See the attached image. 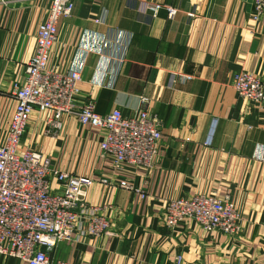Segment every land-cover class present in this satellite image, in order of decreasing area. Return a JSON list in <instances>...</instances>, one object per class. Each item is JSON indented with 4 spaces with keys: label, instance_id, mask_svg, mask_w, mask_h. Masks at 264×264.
Masks as SVG:
<instances>
[{
    "label": "crops",
    "instance_id": "crops-1",
    "mask_svg": "<svg viewBox=\"0 0 264 264\" xmlns=\"http://www.w3.org/2000/svg\"><path fill=\"white\" fill-rule=\"evenodd\" d=\"M155 3L161 5L157 14L148 9ZM74 4L71 17L59 23L50 64L81 72L75 101L84 105L94 100L99 114L119 108L132 117L141 97L149 98V110L162 125V140L152 168L118 169L111 157L100 154L99 129L69 115L58 134L46 135L47 113L33 111L21 151L41 150L60 171L93 178L87 202L110 221L109 234L75 235L58 243L50 259L177 264L181 256L180 264H264V104L247 101L234 87L240 71L264 82V19L252 18L253 0ZM50 5L51 0H0V146L17 104L12 85L26 81L25 68ZM169 7L176 10L173 16ZM103 178L110 184H103ZM125 182L147 195L120 187ZM196 194H230L242 233L208 231L191 218L169 228L164 221L167 203ZM0 264L27 262L0 256Z\"/></svg>",
    "mask_w": 264,
    "mask_h": 264
},
{
    "label": "built area",
    "instance_id": "built-area-1",
    "mask_svg": "<svg viewBox=\"0 0 264 264\" xmlns=\"http://www.w3.org/2000/svg\"><path fill=\"white\" fill-rule=\"evenodd\" d=\"M74 7V0H51L47 16L37 30L36 52L25 68L26 81L24 84L15 81L12 85L11 93L17 104L7 140L0 146V256L18 258L27 264H70L50 259L58 243L73 240L75 235L81 238L110 233L108 218L99 213V207L87 202L93 178L60 171L41 150L21 151L28 119L34 110L47 113L46 135L58 134L63 118L69 115L99 129L103 135L100 154L111 157L118 169L125 165L152 168L162 140V125L149 110V98L141 97L138 114L132 117L125 116L119 108L99 114L94 100L84 105L75 101L81 72L62 71L50 64L52 47L59 37V23L71 17ZM160 8L159 3L148 5L154 14ZM168 9L171 16L176 13L172 7ZM252 18L264 19V0H253ZM234 87L247 101L264 104V82L258 75L237 72ZM216 125L213 124L208 144L213 140ZM53 181L59 183L58 187L53 186ZM101 182L110 184L107 178ZM120 187L135 190L143 198L147 195L130 183H121ZM187 218L196 220L208 231L217 230L230 236L242 233L241 218L230 194L223 198L196 194L167 203L164 221L169 228ZM182 260L179 256L177 264Z\"/></svg>",
    "mask_w": 264,
    "mask_h": 264
}]
</instances>
